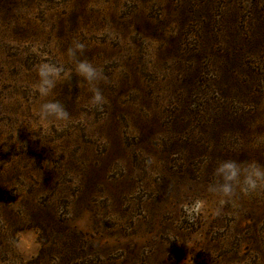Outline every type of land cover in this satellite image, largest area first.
Returning <instances> with one entry per match:
<instances>
[{
	"label": "rangeland",
	"instance_id": "374dc122",
	"mask_svg": "<svg viewBox=\"0 0 264 264\" xmlns=\"http://www.w3.org/2000/svg\"><path fill=\"white\" fill-rule=\"evenodd\" d=\"M76 38L106 102L73 75L44 124ZM228 159L264 166V0H0V264H264V188L206 190Z\"/></svg>",
	"mask_w": 264,
	"mask_h": 264
},
{
	"label": "clouds",
	"instance_id": "9594fccd",
	"mask_svg": "<svg viewBox=\"0 0 264 264\" xmlns=\"http://www.w3.org/2000/svg\"><path fill=\"white\" fill-rule=\"evenodd\" d=\"M85 50V43L76 38L65 50L67 64L46 61L34 66L37 80L33 90L42 100L38 108V117L42 123L66 122L70 119L65 106L49 97L53 95L59 83L70 81L73 75L88 85L91 104L99 109L103 108L106 99L100 91L99 84L105 82L107 77L102 67L83 57ZM261 188H264V166L256 161L242 162L228 159L216 164L206 190L222 196L227 203L237 191L247 195ZM186 260H190L191 264V256Z\"/></svg>",
	"mask_w": 264,
	"mask_h": 264
},
{
	"label": "trees",
	"instance_id": "16d2710c",
	"mask_svg": "<svg viewBox=\"0 0 264 264\" xmlns=\"http://www.w3.org/2000/svg\"><path fill=\"white\" fill-rule=\"evenodd\" d=\"M211 2V1H210ZM209 2V3H210ZM203 5H206L205 6V9L208 7V3L206 4V3H204L203 2ZM185 13V10H183L182 11V14H184ZM228 14H229V10H228ZM209 17V15H207V18ZM209 23L212 25V28H213V30H214V33H215V35L217 34V33H219L220 31H218L219 30V28H216V26L214 25V20H212V17H210L209 19ZM226 24H227V22L225 23V27H226ZM231 28V27H230ZM223 35V34H222ZM229 35V34H228ZM230 36V35H229ZM253 37H255V35H252ZM225 43H227L226 41H224ZM241 45V44H240ZM240 51H241V49L240 48H233V50H231L230 51V48L228 47L227 49H224V50H222V52H225L224 53V56L225 55H228V60H229V63L228 64H231V66H235L236 65V63H234L233 61H235V59H234V57H232V59L230 60V58H229V56H235V57H239L240 56V54H237V55H234L235 53H240Z\"/></svg>",
	"mask_w": 264,
	"mask_h": 264
}]
</instances>
